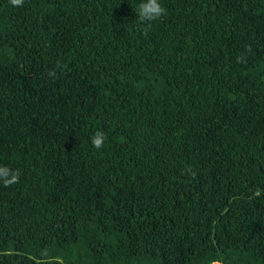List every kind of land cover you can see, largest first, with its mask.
<instances>
[{"label":"trees","instance_id":"16d2710c","mask_svg":"<svg viewBox=\"0 0 264 264\" xmlns=\"http://www.w3.org/2000/svg\"><path fill=\"white\" fill-rule=\"evenodd\" d=\"M139 2L0 0V264H264V0Z\"/></svg>","mask_w":264,"mask_h":264},{"label":"clouds","instance_id":"9594fccd","mask_svg":"<svg viewBox=\"0 0 264 264\" xmlns=\"http://www.w3.org/2000/svg\"><path fill=\"white\" fill-rule=\"evenodd\" d=\"M13 6H22L24 0H10ZM135 11L138 14L136 23L143 27L145 35L152 29L153 22L159 20L166 14V9L160 3V0H140L136 5ZM106 136L103 132L97 131L91 138V144L94 149L100 150L104 147ZM19 170H13L8 166L0 165V184L4 187H10L19 182ZM210 264H222L218 259H211Z\"/></svg>","mask_w":264,"mask_h":264}]
</instances>
